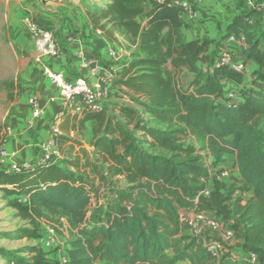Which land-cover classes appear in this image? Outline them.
<instances>
[{"label": "trees", "instance_id": "trees-1", "mask_svg": "<svg viewBox=\"0 0 264 264\" xmlns=\"http://www.w3.org/2000/svg\"><path fill=\"white\" fill-rule=\"evenodd\" d=\"M86 11L95 29L108 34L111 25L138 44L141 57L124 65L121 85L144 110L86 113L83 120L96 123L93 150L64 165L15 174L0 168V191L26 199L14 204L34 226L24 237L39 238L44 219L66 218L77 229L70 264H264V93L242 86L243 74L216 65L223 41L244 38L240 54L261 66L263 81L264 32L237 18L220 42L188 39L182 10L171 0H95ZM225 84L239 88L238 103L226 102ZM191 137L200 148L185 145ZM70 141L56 137L62 155ZM200 150L214 159L213 173ZM226 156L235 157L242 189L252 193L246 204L234 200L223 170H216ZM190 210L229 223L241 255L212 254L183 221ZM28 252V259L12 256L11 264H58L43 250Z\"/></svg>", "mask_w": 264, "mask_h": 264}, {"label": "rangeland", "instance_id": "rangeland-1", "mask_svg": "<svg viewBox=\"0 0 264 264\" xmlns=\"http://www.w3.org/2000/svg\"><path fill=\"white\" fill-rule=\"evenodd\" d=\"M93 1L95 0H0V150L18 152V161L20 162L29 161L24 159L25 151L18 143L20 144L23 139L30 138L29 133L27 134L25 131L27 127H31V123L35 122L30 110V101L33 97H41L39 92L43 87L42 85L48 81L42 66L38 62V54L30 40L27 21H35L52 32L61 50H63L65 45L63 35L79 34L80 30L85 29L87 24L91 23L87 16L86 6ZM217 1L220 2L222 8L230 9L231 6L227 5V0ZM250 1L253 2L254 8L248 5ZM235 2V10L239 13L229 10L232 18L234 20L244 18L251 22L256 32H264V0H235ZM207 13L214 15L217 11L211 8ZM140 21L142 22V18ZM108 29L111 30L109 32L112 34H116L113 37L115 40L114 51L122 57L117 65L124 66L131 61V58L141 57L137 43L132 38L125 35L121 30L111 29V26ZM241 42L243 43V41ZM121 49L123 55L120 54ZM234 52L233 54L238 60L239 54ZM238 52L240 53L239 50ZM122 72L123 68L120 73L118 72L116 81L112 86L113 93L108 103V112H115L123 106L144 110L143 107L130 99L127 90L119 89ZM254 75L257 77L250 82L246 81L242 86L257 84L256 82L261 79L259 74L255 73ZM189 79L190 77L187 80ZM224 88L226 95L229 93L228 90L231 93H229L230 96L226 102L231 99V95H236L239 90L237 87L235 91L234 87L228 86V84H225ZM152 125L162 129L167 128L166 125L160 123H152ZM8 129H11V135H8ZM260 130L264 133V118L260 123ZM184 143L186 146L191 145L200 148L199 142L193 137L187 138ZM151 151H155V149ZM198 153L202 156L205 166L213 173L215 171L212 167L214 159L209 158L204 151L200 150ZM235 162L234 156H228L223 163L216 167V170L228 172V175L222 180L229 185L231 190L236 192L234 200L241 199L242 203L246 204L251 199L252 193L243 191V183L239 173L236 172ZM0 168L3 170L1 165ZM103 192L104 190L100 195V204L105 202ZM21 198L19 195H7L0 191V264H11L12 256L28 259V250L31 247L44 251L43 244L48 239L51 230H54L58 241L56 248L47 253L46 256L54 254L55 259L67 257L71 242L77 235V229L66 218L44 219L40 222L39 238L24 237L26 231L33 230L34 226L29 221L22 219L14 208V204ZM196 214L195 210L185 212L183 221L185 222ZM206 215L209 218L215 217L213 214ZM217 220L220 228L213 232L216 233V236H209V228L205 223L200 225L201 236L205 240L216 239L222 246V252L232 250L234 255H241L235 235L230 240L226 237V230L230 229L229 223L223 222L221 219Z\"/></svg>", "mask_w": 264, "mask_h": 264}, {"label": "crops", "instance_id": "crops-1", "mask_svg": "<svg viewBox=\"0 0 264 264\" xmlns=\"http://www.w3.org/2000/svg\"><path fill=\"white\" fill-rule=\"evenodd\" d=\"M227 5L231 6L229 9L230 11H236L235 0H227ZM152 8V5H147L146 12L150 14L152 12ZM211 8L215 9L217 13L209 15L207 12L210 11ZM229 10L222 8L220 2L217 0H205L203 3L197 5V19L195 21H189L183 17L185 23L184 35L191 40H210L214 43L222 41L226 27L234 21L232 14H229ZM142 22L144 24L146 19L142 18ZM110 26L111 25H109V27ZM115 36L116 34H112L111 32L105 34V32L95 29L91 23H88L85 29L79 31V34L63 35V42L65 45L60 57L57 59L45 58L40 65L42 68L45 65L50 67L53 71L63 74L69 80H76L82 77L90 78L89 68H84V63L89 62L90 66H107V61L109 60L108 52L110 50H115V40L113 38ZM241 41L242 39L237 37H235V39L230 38L223 41L222 43L224 46L221 50L226 49L232 53L235 51L234 53L239 54L238 59L246 63L247 73L243 74L244 85L246 81L250 82L253 78H256L257 75L254 74H260L262 72V68L257 64V62L247 60L238 52V50L240 51V46L242 44ZM120 52V54L123 55L122 49ZM132 59L133 58H131V60ZM123 67L124 66L120 68L119 64V73L122 71ZM256 83L257 84L254 86L257 88L262 85V81H257ZM42 86L43 87L39 92L41 97H33L31 99L30 110L33 111L34 101L38 106L43 107L44 115L40 119L35 120L34 123H31V127H27L25 133H29L30 138H22L24 141L21 140L22 142L20 144L18 143V145L22 147V150L25 151L24 159L33 163H37L40 160L43 156L40 145L47 142L54 136L53 126L56 123L59 125V135L71 140L62 146L66 153L64 152L61 159L58 160L56 164L64 165L66 160L81 155L83 150L91 152L93 150L92 141L94 138L93 131L96 124L95 121H84L83 118L86 113L83 114L78 112L74 106L63 111L64 104L57 87L49 81ZM119 89L122 91L126 90V88L122 85ZM235 91L234 93H236ZM228 92L230 93V90H228ZM228 94L225 97L226 99L231 93L229 95ZM236 98H240L239 93L236 94ZM62 111L63 116L59 119V121H57L58 116ZM70 148H72V154L69 152L67 153V150H70ZM227 157L228 156H226L225 159ZM236 172L238 173L237 169ZM209 232V236H216V233H213L211 229H209Z\"/></svg>", "mask_w": 264, "mask_h": 264}, {"label": "built area", "instance_id": "built-area-1", "mask_svg": "<svg viewBox=\"0 0 264 264\" xmlns=\"http://www.w3.org/2000/svg\"><path fill=\"white\" fill-rule=\"evenodd\" d=\"M157 3H162L166 0H153ZM175 5H177L182 10V15L184 18L189 21H195L197 19L196 5L202 3L204 0H171ZM249 6L254 8L253 2L248 3ZM248 22V20H246ZM251 24V22H248ZM27 30L30 35V40L38 54V62L41 63L45 58L57 59L60 57L62 50L57 42L54 34L37 22L29 20L27 21ZM236 36L231 38L235 39ZM244 41V38H242ZM109 60L107 66L100 65H91L89 62H85L83 67L89 68L90 78H78L76 80H69L63 74L53 71L50 67L44 66L43 71L47 80L57 87L59 95L64 104V110L69 109L70 107H76L78 112L83 114L101 112L105 111L108 108V103L112 94V86L116 81L117 74L119 72L118 62L121 61L122 57L115 51L110 50L108 52ZM122 63V62H121ZM121 65V64H120ZM217 66H228L234 71L246 74L247 65L244 61H240L235 57V55L226 50H221L219 58L216 63ZM123 66V65H122ZM120 66V68L122 67ZM92 80V81H91ZM264 93V82L259 87ZM234 100V101H233ZM240 98H236V95H231V99L228 102L238 103ZM33 111L32 117L34 120L40 119L44 115L43 107L37 105L33 101ZM63 111L60 112L57 121L63 116ZM60 133L59 125L56 123L53 126L54 136L47 142L40 145V148L43 152V156L37 163L30 161H18V152H9L6 149L0 150V164L3 167V170L8 174L19 173L24 169H30L38 164H56L58 160L61 159V152L58 148L56 142V136ZM11 129H8V135H11ZM228 175V172H223L222 177ZM209 193V190H207ZM22 203H26V199L21 198ZM190 227V232L193 235L201 236V227L203 223L211 229L213 232L217 231L220 227L218 224L217 218H209L206 214L197 213L196 216L187 219L185 221ZM227 239H232L234 233L231 229L226 230ZM57 237L54 230L49 232V237L44 241L43 249L45 253L52 252L57 245ZM205 245L208 250L217 255L222 251L221 244L215 239L205 240ZM49 259L57 262L58 264H70V260L67 257L55 259V255L47 256ZM252 261H255L256 258L254 255L249 256Z\"/></svg>", "mask_w": 264, "mask_h": 264}]
</instances>
